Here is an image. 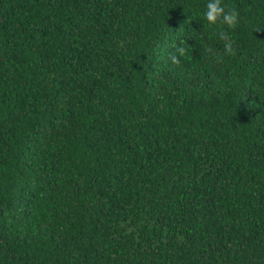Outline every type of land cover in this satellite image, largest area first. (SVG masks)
<instances>
[{"label":"trees","instance_id":"obj_1","mask_svg":"<svg viewBox=\"0 0 264 264\" xmlns=\"http://www.w3.org/2000/svg\"><path fill=\"white\" fill-rule=\"evenodd\" d=\"M221 2L233 56L208 0H0V264H264V0Z\"/></svg>","mask_w":264,"mask_h":264},{"label":"clouds","instance_id":"obj_2","mask_svg":"<svg viewBox=\"0 0 264 264\" xmlns=\"http://www.w3.org/2000/svg\"><path fill=\"white\" fill-rule=\"evenodd\" d=\"M203 15L204 20L207 22L209 27H216L219 29L216 35L223 43V54L226 56L235 55L236 49L234 47V41L230 38L227 30H234L236 28L239 13L231 9L226 11V7L222 5L221 0H208ZM259 31L260 29H256V32ZM205 51L217 63L222 62L223 56L211 47H207ZM176 53L178 55L172 56L171 59L172 63L178 64L180 62V58L185 56L186 49L184 47H177Z\"/></svg>","mask_w":264,"mask_h":264}]
</instances>
